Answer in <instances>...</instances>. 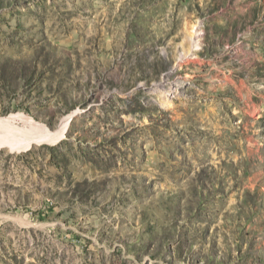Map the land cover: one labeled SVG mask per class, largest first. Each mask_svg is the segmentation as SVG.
<instances>
[{
	"label": "rangeland",
	"instance_id": "rangeland-1",
	"mask_svg": "<svg viewBox=\"0 0 264 264\" xmlns=\"http://www.w3.org/2000/svg\"><path fill=\"white\" fill-rule=\"evenodd\" d=\"M67 119L0 146V264H264V0H0V120Z\"/></svg>",
	"mask_w": 264,
	"mask_h": 264
},
{
	"label": "bare ground",
	"instance_id": "bare-ground-1",
	"mask_svg": "<svg viewBox=\"0 0 264 264\" xmlns=\"http://www.w3.org/2000/svg\"><path fill=\"white\" fill-rule=\"evenodd\" d=\"M67 122L68 119L62 122L56 131L50 132L44 126L33 122L31 124L36 127L30 130H21L4 120H0V146L7 145L12 150H23L42 141L53 142L63 135ZM39 126L41 128H38ZM41 132H45L43 136Z\"/></svg>",
	"mask_w": 264,
	"mask_h": 264
}]
</instances>
